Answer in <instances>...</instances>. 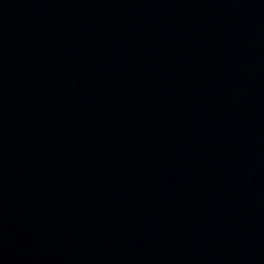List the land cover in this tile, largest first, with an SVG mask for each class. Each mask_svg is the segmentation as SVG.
Here are the masks:
<instances>
[{
    "label": "water",
    "instance_id": "1",
    "mask_svg": "<svg viewBox=\"0 0 264 264\" xmlns=\"http://www.w3.org/2000/svg\"><path fill=\"white\" fill-rule=\"evenodd\" d=\"M0 264H264V0H0Z\"/></svg>",
    "mask_w": 264,
    "mask_h": 264
}]
</instances>
